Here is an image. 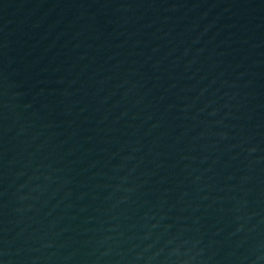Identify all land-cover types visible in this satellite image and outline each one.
I'll return each instance as SVG.
<instances>
[{
  "label": "water",
  "instance_id": "obj_1",
  "mask_svg": "<svg viewBox=\"0 0 264 264\" xmlns=\"http://www.w3.org/2000/svg\"><path fill=\"white\" fill-rule=\"evenodd\" d=\"M0 264H264V0H0Z\"/></svg>",
  "mask_w": 264,
  "mask_h": 264
}]
</instances>
